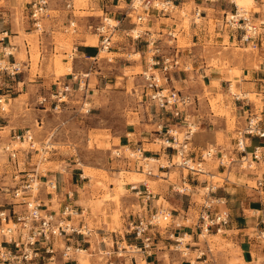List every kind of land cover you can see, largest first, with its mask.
Here are the masks:
<instances>
[{"label":"crops","instance_id":"obj_1","mask_svg":"<svg viewBox=\"0 0 264 264\" xmlns=\"http://www.w3.org/2000/svg\"><path fill=\"white\" fill-rule=\"evenodd\" d=\"M29 1L0 0V59L6 62L19 61L22 66V69L14 76L0 72V98L7 101L12 108L10 113L0 110V131L8 130L5 135L6 140L8 136L12 137L13 134L26 128L34 119L38 121L37 118L47 109L38 105L37 98L41 94H49L60 80L55 77L52 60L54 54H57L54 34L64 32L63 28L66 23L63 3L61 0H51L49 10L54 13L50 12L51 17L43 19V31H39L34 28L29 18V5L27 6ZM173 3L176 9L171 13L163 15L153 11L146 22V34L143 35L142 40L136 42L133 40L132 44L129 42L125 44L127 37L123 35V29L131 28L133 24L129 18H123L117 33V40L110 52L115 49V53H120V50H128L130 47V50L134 52L131 54L138 53L141 58L140 61H136L135 65L138 64L144 70L147 66L144 40L148 37V33L156 34L163 49L172 51L174 49L167 45L170 39L167 32L171 31L175 34L179 32L185 42L180 45L176 42V37L173 39L181 65L171 72L173 78L171 83L197 96L196 104L189 108L192 119L197 124L192 144L196 149L218 144L221 135L229 137L231 131L226 116L215 114L210 109L208 93L215 97L218 94L224 96L223 106L229 108L230 114H234L237 118L234 123L235 130L244 124L249 111L261 110L263 107L259 108L249 95H255L263 105L261 99L263 86L260 80L264 79V41L259 40L258 49H251L249 45L240 41L241 31L230 30L224 25L226 14L233 9L229 0L218 2L173 0ZM236 4L243 6L252 4L250 13L254 20L264 18V0L253 2L236 0ZM78 7L80 9H76L74 13L81 23L86 20L85 18L98 20L102 11H108L113 18H121L124 10L116 5L115 0L106 2L88 0L87 5ZM196 8L202 10L198 22L193 20ZM185 12L191 16L187 27L182 25L184 16L182 13ZM212 19L216 21L214 25L210 23ZM33 32L38 35L37 40L30 38ZM70 35L74 36L71 52L74 44L78 47L76 51L70 52L72 55L63 51L64 55L72 58V62L75 58L89 62L92 69L101 59L93 61V57L98 52L94 36L81 33ZM32 43L37 44L40 53L37 71L34 74L31 73L34 61L30 45ZM140 43H142L141 48ZM6 48H11L12 52L5 54ZM89 48L94 49L92 54L85 53V50ZM236 48L250 51L242 58L236 56L230 58L228 69L212 64L214 59L212 51L217 49V52L222 50L227 54H232ZM64 63L67 62L64 61ZM233 69H237V72ZM71 73L75 74L74 70L65 75L68 81L73 79V77L69 78ZM90 73L92 71L86 72V75ZM232 79L236 81L235 87L238 92L234 93L230 90ZM235 94L239 98L236 99ZM16 101L21 103L16 104ZM22 103H25V107L21 105ZM151 109L153 110L148 111L147 118L144 120L128 123L119 144L120 146L142 147L148 156L161 158L165 156L163 149L160 146L155 149L151 145L158 144L155 138L159 135V125L166 124V119L157 109ZM16 113L20 118L15 120ZM262 125L264 126V122ZM232 130L235 133V130ZM233 141L234 137L231 136V143ZM256 145L262 148V160L258 162L260 169L246 172L240 168L237 169L238 167L235 170L233 166L217 165L216 169L210 170L215 177L228 171L222 181L216 183L217 188L214 192V196L222 199L224 203H215L213 208H225L230 212L229 223L220 231L210 234L215 239L213 242V245L217 247L215 251L211 249L210 244L212 243L208 240L202 242L193 224L196 219L194 210L198 211L201 207L203 196L200 187L204 185L206 178L202 179L200 175L204 174L192 175L190 181L197 182H187L192 187V191L180 193L175 190L174 186L172 187L173 184L169 178L170 169L156 168L153 175H145V179H138L137 177L144 174V171L136 164L137 166L133 169L135 172L131 169L127 170L130 173L128 178L123 179V183H118L120 175L116 171L104 169L106 177L101 172L96 174L98 176L91 177V175L84 174L83 167L77 163V158L73 159L69 154L51 157L48 162H51L52 166V163L58 162V166L38 175L41 181L54 178L57 188L48 189L42 186L37 198L44 207L56 213L60 211L63 204L71 203L78 215L71 216L70 222L78 228L83 226L87 231L67 233L55 241L58 247H61L63 243L72 244L74 250L69 259L62 258L58 250L54 260H48L47 255H44L43 258L26 264H83L85 260L87 264H141L144 258L151 264H262L264 244L257 238L256 230L261 226L264 209V137L248 139L247 149L249 151H252ZM57 153L54 152L55 155ZM21 160L26 161L23 164L24 169H29V161L27 162L24 157ZM89 167L101 169L97 165ZM97 178L101 179L103 184H107V191L95 184ZM258 179L262 180L263 186L256 184ZM251 181L255 184H249ZM119 185L120 190L116 188ZM147 189L151 197L146 202ZM104 192H108L111 198H101ZM116 193H118V201L113 199ZM198 197L200 200L197 199ZM160 199L167 205L164 203L161 205ZM163 205L171 209L173 217L177 219L184 220L183 215L187 214L190 222H183L178 227L165 224L158 228L153 235L152 245L147 250L149 255L145 257L146 253L143 249L136 251L129 248V246L140 244V241L128 232V223L137 216L147 214ZM115 213L118 218H114ZM187 237L189 239L185 241ZM181 238L183 241L178 243ZM123 243L126 244L127 249H123ZM183 248H186V255L181 251ZM202 249L205 250V254L198 257L197 253Z\"/></svg>","mask_w":264,"mask_h":264},{"label":"built area","instance_id":"obj_2","mask_svg":"<svg viewBox=\"0 0 264 264\" xmlns=\"http://www.w3.org/2000/svg\"><path fill=\"white\" fill-rule=\"evenodd\" d=\"M61 1L66 15L63 31L75 35L80 33L93 35L96 39L98 52L93 57V61L101 58V52H110L117 40V33L123 18H129L133 24L131 28L123 29V35L138 41L142 40L147 31L146 29H139V27L148 21L153 11L164 15L176 9L173 0H115L116 5L124 9L121 18H113L108 11H102L98 20L85 18L86 20L81 23L74 13L76 9H80L76 6L75 0ZM100 1L106 2L107 0ZM206 1L218 2L220 0ZM229 2L233 5V9L226 14L224 25L230 30L241 31L240 41L249 45L251 49H258L259 40L264 41V18L256 21L250 10L239 7L235 0H229ZM50 3L51 0L29 1V18L36 30L43 31V19L51 17ZM201 11L199 8L194 10V22L200 20ZM167 34L170 36L167 45L174 49L172 51L164 50L159 42L160 39L154 34L148 33V37L144 40L147 66L141 72L143 78L141 94L144 100L148 101V104L157 109L166 119V124L161 123L159 125V135L155 138L164 151L165 163L160 162V157L157 156L158 159L150 160L142 147L121 146L125 149L124 151L128 150V154L121 148H117V152L114 151V153L116 157L134 158L135 163L142 168L146 175H153L154 173L151 162L158 163L157 168L169 169L178 166L188 170V175H208L204 185L200 187L203 189V197L201 207L197 211L193 223L198 230V235L205 238L207 235L223 229L230 221L228 209L213 208L215 203H224V201L214 196L217 184L211 180L212 172L205 168L206 161L215 157L218 166L232 167L235 165L239 168H252L254 166L252 164L262 160L260 145L254 146L252 151H249L247 147L250 137H264V126L262 125L264 122V79L260 80L263 86L261 94L263 108L259 111H249L244 124L235 130L232 148L224 151L217 144H210L196 149L192 144V137L197 130V124L192 119L189 108L196 104L197 96L177 88L171 83L173 80L171 72L181 65V61L178 50L173 44V39L176 37L175 33L168 31ZM77 47L78 45L74 44L72 52L76 51ZM8 49L6 48L5 54L12 52ZM107 59L111 60V58ZM21 69L22 66L19 61L6 62L0 59V72L14 76ZM84 76L87 77V75ZM72 77L77 79L76 74H72ZM84 84L79 80L77 87H74L69 81L59 80L54 90L49 94H41L37 98V103L44 109L59 111L64 104L68 103V97L73 92L81 90L80 109L89 112L91 106H89L90 102L87 101L88 95L87 90L84 91ZM237 98H239L238 95H236ZM0 102H2L1 98ZM0 110L5 111L3 104L0 105ZM12 139L27 142L30 148H34L33 135L29 128L21 133L13 134ZM4 149L9 151L10 157H16L17 148L13 147L10 142L4 145ZM129 150L140 155H131ZM19 172L14 176L16 184L12 191L13 208L0 209V236L2 238L0 240V264H26L43 258L44 255H47L48 260H54L58 250L62 258L69 259L74 250L72 244L63 243L61 247H58L55 241L67 233H84L87 231L83 226L78 228L70 222L71 216L78 215L76 209L69 202L63 204L58 213L47 209L41 204L37 194L42 186L48 189H56V180L48 178L41 181L37 170L22 171V175ZM187 182V175L182 174L181 187L174 186L175 190L180 193L191 192L192 187ZM256 184L263 186L260 179L256 181ZM150 197L151 193L147 189L146 202ZM262 212L261 226L257 228L256 236L264 244V209ZM183 219L173 217L171 209L162 207L137 216L128 223V232L136 240H139L140 244L129 246V248L136 251L143 249L146 253L145 257H147L149 255L147 250L152 245L153 235L158 228L163 226L162 223L178 227L183 222H190V217L187 214L183 215ZM181 242L182 240L179 239L178 243ZM181 251L186 255V248ZM204 254L205 250L202 249L198 252V257ZM261 262L264 264V257ZM144 264H151V262L144 258Z\"/></svg>","mask_w":264,"mask_h":264},{"label":"rangeland","instance_id":"obj_3","mask_svg":"<svg viewBox=\"0 0 264 264\" xmlns=\"http://www.w3.org/2000/svg\"><path fill=\"white\" fill-rule=\"evenodd\" d=\"M75 2L76 6H85L87 5L88 0H75ZM28 5L29 4H27V6ZM239 6L242 7L243 5L239 4ZM244 8L252 10V4L247 5ZM187 10L189 11V7H187ZM80 13L84 14L85 12ZM185 13H182V15H184L182 25L187 27L191 16ZM215 22L216 21L213 19L210 20L212 25H214ZM145 28L146 22L139 27V29L142 30ZM175 35L177 39L176 42L180 45L184 44L185 41L182 39L179 32ZM37 36L38 35L33 32L30 38L37 40ZM154 36L157 35L155 34ZM54 41L56 43L55 52L57 54H54L53 56L52 67L54 68L56 79L59 78L60 80L68 81V78H66L65 75L68 72H73L74 70V73L77 75V79H72L69 82L74 87H77V82L79 80H81L82 83H85L83 88L84 91L85 89L87 90V101L90 102L89 106H91V110L89 112H85L80 109L82 95V91L80 90L73 92V94L68 97V103L64 104L61 110L55 111L47 109L46 111H43L42 115L37 118L38 121L34 119L31 123L32 125L30 124L26 128L21 129L22 131L20 130L17 132L21 133L29 128L33 135L34 148H30L27 142L16 141L10 136H8L6 140L5 135L8 133V130L6 129L7 131L5 132L0 131V137L3 136L0 138V209L13 208L14 199L12 198V191L16 184L14 176L19 171H21L19 172L20 175H22V171L35 170H37L38 174H41L47 172L48 169L57 167L58 162L52 163L53 166L51 165V162H48L51 157L69 154L73 159L77 158V163L79 166L83 167L84 174L91 175V177L98 176L96 174L100 172L106 177L105 170L116 171L120 175L119 181L117 180L118 183H123V179L126 180L128 178L130 173L127 172V170L131 169L132 172H135L133 169L137 166L134 158L126 159L122 156L116 157L114 151L117 152V148H121L119 144L120 138L124 136L123 134L125 133L128 123H137L144 120L147 118L148 111H152L153 109L151 108H154L148 104V101L144 100V97L141 94V85L143 83L141 72L143 71V68L138 64L135 65L136 61H140L141 59L139 54H131L134 52L130 50V47H128V50H122L125 52L127 51V53L122 52L121 50L120 53H115V49L112 52H101L100 61L91 69L89 62L87 63L79 58H75L72 62V58L64 55L63 51L71 54L70 52L74 36L64 32H55ZM126 42H129L130 44L134 43L133 39L130 37H127L125 44ZM141 44L142 43L139 44L140 48ZM173 44H175V42H173ZM30 45L32 46L31 52L34 60L31 66V73L34 74L37 71V62L40 53L37 44L32 43ZM122 45L123 42L121 46ZM8 50H11V48ZM249 51L250 50L248 49L247 51L244 50V48H236V50L233 51L234 53L227 54L222 50L221 52H217L216 49V51H212L214 57L212 64L217 67H221L222 69H228L230 67V58L233 56L242 58L246 55V53H249ZM93 52L94 49L89 48L85 50L86 54H92ZM64 58L66 60H64ZM107 58H111V60H108ZM64 61L67 63H64ZM233 70L237 72V69ZM89 71H92V73H90L87 77L84 76L86 75V72ZM70 77H72V75H70L69 78ZM231 83V91L238 92V89L235 87L236 81L232 79ZM249 96L257 103L259 108L263 107L261 102L256 99L255 95L251 94ZM208 97L210 109L215 114H223L226 116L231 136L235 137V133L232 129L235 130L234 123L237 121V118L234 114H230L229 108H225L223 106L224 96L218 94L215 97L208 93ZM19 102L20 101H16V104ZM0 104H3L7 113L12 111L11 105H9L7 101L2 100ZM21 105L25 107V103H22ZM23 109L20 110L23 111ZM18 118H20V116L16 113L15 120ZM231 136L223 137L222 134L219 143L217 144L218 147L224 151L231 149L233 144V142L231 143ZM9 142L13 147L17 148L15 158L10 157L9 151L4 149V145ZM151 146L152 148L158 149L160 145L158 143ZM121 150L124 151L125 149L122 147ZM131 151L132 150H129V153L134 155ZM54 152H58V155H55ZM124 152L128 154V150ZM22 157L30 163L29 169L27 170L24 169L23 164L24 162L26 163V161L21 160ZM164 159L165 157H161L160 162L165 163ZM150 164L152 165L153 171H155L158 163L151 162ZM217 164V159L214 157L206 161L205 168L213 171L217 168ZM91 165H97L101 169L89 167ZM252 165H254L252 168L246 167L240 169L246 172L248 170L260 169L258 163H254ZM236 168L237 166L234 165L233 169L236 170ZM169 169V178L173 184L172 187H181L182 174L187 175L189 182H196L194 180L190 181L192 175H188L189 171L186 169H182L178 166H173ZM237 169H239V167ZM227 173L228 171L223 174H218L216 177H212L211 180L215 183L222 181V178L227 175ZM232 173H234V171ZM145 175L146 173L144 172V174L137 178L145 179ZM200 178H208V175H200ZM95 184L103 188L104 191H107L108 189L107 184H103L99 178H97ZM249 184L254 185L255 182L251 181ZM116 188H119L120 190V185ZM101 198L109 199L111 196L108 192H104ZM113 199L118 201V193L114 195ZM197 199L200 200V197ZM159 203L162 205L164 201L160 199ZM164 204L167 205L166 203ZM165 205H163L162 208H167ZM196 215L197 210H194V217ZM114 218H118L116 213ZM162 225L164 226L165 223L163 222ZM1 239L2 238L0 236V240ZM186 239L188 240L189 238H185V241ZM201 240L203 243L204 240H208L212 243L210 244L211 249L213 251L216 250L217 247L213 245L215 240L213 236L207 235L205 238L201 237ZM123 245L126 249L128 248L125 243H123ZM234 253L236 254V251ZM85 261H83V264H87V261ZM141 264H144V261H141Z\"/></svg>","mask_w":264,"mask_h":264},{"label":"bare ground","instance_id":"obj_4","mask_svg":"<svg viewBox=\"0 0 264 264\" xmlns=\"http://www.w3.org/2000/svg\"><path fill=\"white\" fill-rule=\"evenodd\" d=\"M254 0H250V2H253ZM235 3H236V0H235ZM238 5V4H237ZM239 6V5H238ZM240 7V6H239ZM242 7H245V5L244 6H242ZM236 70V69H235ZM231 87H232V85H231ZM233 90H235V89H233ZM235 93V92H234ZM245 94V93H244ZM132 152V151H131ZM132 154H134V155H140V154H136L135 152H132ZM150 157V160H154V159H158L156 156H149ZM213 177H215L214 175H213ZM181 240H182V238H181ZM183 241V240H182ZM83 253H85V252H83ZM86 262V261H85ZM87 263V262H86Z\"/></svg>","mask_w":264,"mask_h":264}]
</instances>
